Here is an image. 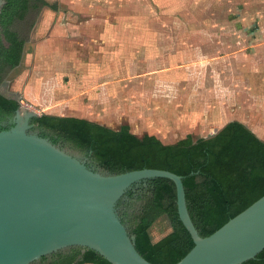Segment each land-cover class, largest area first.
<instances>
[{"label":"rangeland","instance_id":"374dc122","mask_svg":"<svg viewBox=\"0 0 264 264\" xmlns=\"http://www.w3.org/2000/svg\"><path fill=\"white\" fill-rule=\"evenodd\" d=\"M47 1L57 2L60 8L58 13L51 14L47 25L52 23L49 29L57 26L52 39H63L64 45L58 47L52 41L44 42L48 34L47 28L43 26L46 22L43 7L26 43V53L21 64L0 85L4 95L19 99L20 105L29 110L38 114L45 113L43 109L46 108L39 103L37 93L41 87L44 90L47 86L49 89L53 87L56 97H61L64 91L60 89L64 85L66 92L79 97L76 99L86 107L87 90L95 87L93 89L98 92L97 89L105 84L107 94L111 95L110 102L104 100L105 105L109 103V106H116L117 113L95 108L93 114L85 112L78 114V117L97 121L112 129L128 124L130 130L138 136L148 133L163 143H173L186 134L206 136L217 130L226 120L216 121V118L228 113L225 104L228 106L230 102L235 106L232 111L239 115L250 108H264V67L254 70L239 67L236 73L238 82L231 85L232 82L223 81L221 88L219 78L228 62L213 65L210 61L203 67L199 64V50L204 45L199 43L198 31L213 26H219L230 33L223 38L236 44L232 54L238 59H246L248 53L257 56L254 51L257 44H252L261 31V22L247 17L242 2L228 0L214 6L208 0H195L187 5L182 0H116V5L110 6L116 10L121 8V12H112L107 24L118 28L120 37L124 31L126 42L119 46L112 45L105 52H93L85 48V30L91 29L93 25L87 14L92 11L93 5L88 0ZM256 11L255 8L249 11L254 18L257 16ZM209 12H218V18L215 21L207 20L212 16L207 15ZM248 30L251 34L247 33ZM138 31H154V34L140 35ZM110 38L113 41L118 37L114 35ZM141 38L145 42L138 44L137 40ZM81 41L85 45L83 50L77 46ZM258 53L262 55L260 50ZM230 60L229 64L236 63ZM238 64L242 66L244 63ZM94 70L99 71V78L94 79L96 81H92ZM146 75L157 77L147 85L141 84L137 78ZM135 79L137 81L134 82ZM29 81L41 83L36 86V91L33 90L36 93L32 94L36 99L34 102L25 94ZM222 99H226L225 104H220ZM102 101L101 97L99 102ZM53 103L56 104V101ZM216 104L220 106L218 111L215 109ZM125 111L138 112L132 116ZM234 117V114H230L227 121ZM169 230V222L162 216L150 227L149 234L153 240H157Z\"/></svg>","mask_w":264,"mask_h":264},{"label":"trees","instance_id":"16d2710c","mask_svg":"<svg viewBox=\"0 0 264 264\" xmlns=\"http://www.w3.org/2000/svg\"><path fill=\"white\" fill-rule=\"evenodd\" d=\"M47 0H3L0 7V85L21 64L26 43ZM19 99L0 93V130L13 125ZM12 120L10 124L8 121ZM8 124V125H7ZM28 130L77 157L94 171L112 175L159 168L182 177L190 218L208 236L264 194V140L239 120L225 123L210 137L186 134L173 143L155 135H136L128 124L117 129L75 116L42 113ZM117 212L136 250L154 264H174L194 245L177 213L176 187L163 177L146 179L124 193ZM165 216L170 230L153 240L149 229ZM110 264L92 249L69 246L29 264ZM241 264H264V249Z\"/></svg>","mask_w":264,"mask_h":264},{"label":"water","instance_id":"95a60500","mask_svg":"<svg viewBox=\"0 0 264 264\" xmlns=\"http://www.w3.org/2000/svg\"><path fill=\"white\" fill-rule=\"evenodd\" d=\"M38 115L20 105L13 125L0 130V264H29L69 246L92 249L110 264H154L136 250L116 204L134 185L155 177L174 182L178 217L194 242L174 264H241L264 249V194L202 237L180 175L159 168L103 175L29 132V119Z\"/></svg>","mask_w":264,"mask_h":264},{"label":"crops","instance_id":"0c3cea01","mask_svg":"<svg viewBox=\"0 0 264 264\" xmlns=\"http://www.w3.org/2000/svg\"><path fill=\"white\" fill-rule=\"evenodd\" d=\"M89 3H91L92 6V11L89 12L87 15L90 16V22L93 23V25H91V29H86L85 30V35H86V45L87 49H92L93 52H105L107 50V48H110V46L112 45H120V43H124L126 42L125 40V32H122V37H123V41H122V37L121 33L119 31L118 33V28L116 27H111L109 24H107L108 22H110V14L112 12H116L120 13L121 8L119 9H115V7H111L110 5H116V0H88ZM183 3L185 5L190 4V3H194L195 0H182ZM198 1H203V0H198ZM228 0H208V2L211 4H213L214 6L219 5L217 3H226ZM233 1V0H232ZM49 2V1H48ZM235 2H242L244 9H245V14H247V17L253 21H259L260 23V28L261 31L257 34V40L254 44H252L253 46H255L257 44L256 47H254V51L257 53V56L255 55H251L248 53V57H246V59H238L236 55H233L232 52L234 51L233 49L235 48V45L233 41L229 40V39H225L223 38V36L230 34L228 31H223L222 29H220V27L218 26H213L211 28H204V29H200V31H198V35L200 36L199 39V43L200 45H204L202 47H200V60H199V64L200 67L206 66L208 65V62L211 61V63L216 64L217 65H221L223 62L227 63L228 65H226V70L223 71V73H221V76L219 78V82L222 88V83L223 81L226 83H230L232 82L231 85L238 82L239 77L236 73H238V68H249L250 70H254L256 68L259 67H264V0H237ZM49 3H57V2H49ZM255 8L257 9L256 13L257 16L256 18H254L252 16V14H250V9ZM126 9V8H125ZM261 9V12H260ZM44 20L46 21L45 23H43L44 28L46 29V32L48 34V36H46L45 38V43H48L49 41L54 42L55 44H58V47L63 46L65 41L63 39L60 38H53L52 37L56 34V28L57 26H53L50 28V25L48 22V19L51 17V14L53 12L58 13L60 11V8L58 6L57 3V10H52L50 7L46 6L44 7ZM99 13H101L102 15L99 16ZM205 17L204 19H206V13H204ZM207 15H212L211 17H209L207 20H216L218 18V12L215 13H207ZM54 17V16H53ZM42 29V28H41ZM65 29V28H64ZM63 29V30H64ZM249 31V30H248ZM140 33V35H147L150 33V35L154 34V31H138ZM147 32V33H146ZM146 33V34H145ZM249 34H251V31L247 32ZM116 36L118 37L117 39H113V41H111V36ZM118 35V36H117ZM137 42H139L138 44L144 43V39L141 38L140 40H137ZM78 47H82V50L84 49L83 43L81 41V43H77ZM92 46V48H91ZM58 50V49H57ZM261 51L262 55L258 53V51ZM204 51V52H203ZM224 55H219L220 53H224ZM228 52V53H226ZM229 52H231V54H229ZM204 53V54H203ZM214 55V56H211ZM207 57V58H206ZM233 60L236 63L230 62L229 64V60ZM230 60V61H231ZM245 60V61H244ZM93 61H96L95 58H93ZM239 62L244 63L242 66H239ZM142 66V63H140V66ZM261 65V66H260ZM105 66V65H103ZM136 67V68H137ZM223 67V66H221ZM98 70H94V74L92 73L93 76H95L96 78H94L92 76V81H96L94 79L99 78V74L97 72ZM101 74V73H100ZM157 76H153V75H149V76H144L141 77L140 79L137 78V80H140L141 84H145L147 85L148 83L152 82ZM225 78L227 79L225 81ZM144 79H147V81H144ZM136 79L134 80L137 81ZM41 83H36L34 81H29L26 85V89H25V94H28V97L30 98V100L32 102L36 101V99L34 98L33 95H35L36 93L33 91L35 90L37 85H40ZM103 85V84H102ZM101 86V84H100ZM228 86V85H227ZM62 89L64 92L62 93L61 97L55 95V89L53 87H51L49 89V86H47L46 90L43 89V87L40 88V92L37 91V93L39 94V103L42 104L46 109H43L45 111V113L47 114H53V115H60V116H77L78 114H84L86 113H91L93 114L92 111H95V108L98 110L103 109V111H106L108 113H114L118 110V108L116 106H109V103L105 105V101L106 102L109 101V98L111 97L110 94H107L108 89H106V85L104 84L103 87H100L97 89L98 92H96L93 88H90L89 90H87L88 92V103L87 106L84 107L82 106V104L79 102V100H77L76 98H79L77 96H73L72 92H66V87H64V85H62ZM146 87V86H145ZM149 87V86H148ZM97 88V87H96ZM228 89H230L228 87ZM36 91V90H35ZM217 92V91H216ZM69 93V94H68ZM104 93V95H102ZM224 93L221 94V96H223ZM25 95V96H26ZM72 95V96H71ZM110 95V96H109ZM220 96V97H221ZM90 97V98H89ZM102 97L103 101L99 102L100 98ZM56 101V104L53 103V101ZM219 100H221L219 98ZM226 100V99H225ZM224 99H222V102L220 104H223ZM99 102V103H98ZM110 102V101H109ZM120 102V101H119ZM225 104V103H224ZM96 105V106H95ZM264 105V103H263ZM226 106V112H228L227 114H222L220 116H218V118H216L218 121L220 120H226L225 123H227V118L230 114H234V118L232 120H239L241 122H243L244 124H246L254 133H256L261 139L264 140V108L263 109H258V108H254V109H249L247 112H244L242 114H235V111H232L233 108H235V106L233 104H230ZM112 107V108H111ZM218 108V109H217ZM215 109L216 111H218L220 109V106L218 104L215 105ZM237 111V109H235ZM215 111V110H214ZM126 113H130L132 114V116L134 114H136L138 111H125ZM226 115V116H225ZM81 116V115H80ZM151 116V115H150ZM231 121V120H229ZM222 122V121H221ZM221 124L219 128H221L224 124ZM217 129V130H218ZM214 130V131H217ZM85 264H89V263H85Z\"/></svg>","mask_w":264,"mask_h":264},{"label":"flooded vegetation","instance_id":"af4514ba","mask_svg":"<svg viewBox=\"0 0 264 264\" xmlns=\"http://www.w3.org/2000/svg\"><path fill=\"white\" fill-rule=\"evenodd\" d=\"M11 122H12V120L8 121V124H10ZM8 124H7V125H8ZM84 161H85V160H84Z\"/></svg>","mask_w":264,"mask_h":264}]
</instances>
